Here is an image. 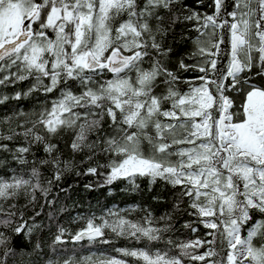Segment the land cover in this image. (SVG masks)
Listing matches in <instances>:
<instances>
[{"label": "snow or ice", "instance_id": "obj_1", "mask_svg": "<svg viewBox=\"0 0 264 264\" xmlns=\"http://www.w3.org/2000/svg\"><path fill=\"white\" fill-rule=\"evenodd\" d=\"M177 44L191 47L181 55ZM33 94L41 106L0 133V153L22 169L0 175V224L17 236L40 229L41 213L25 219L18 199L35 206L39 192L51 206L54 182L83 154L91 163L76 175L163 181L177 190L174 210L193 218L183 228L205 229L173 239L172 214L150 210L139 221L88 218L74 242L108 244L110 230L143 245L96 264H264V0H0V105ZM11 243L0 231L3 257Z\"/></svg>", "mask_w": 264, "mask_h": 264}, {"label": "trees", "instance_id": "obj_2", "mask_svg": "<svg viewBox=\"0 0 264 264\" xmlns=\"http://www.w3.org/2000/svg\"><path fill=\"white\" fill-rule=\"evenodd\" d=\"M188 3L194 6V0H188ZM180 30L181 28L178 26L177 32ZM169 42H172L171 37ZM190 47V44H177L176 50L183 55ZM178 59V56H173V64ZM28 86V82H23L15 88H8L4 91L8 95H12L15 91L27 90ZM43 100V96L38 97L37 94H33L19 101H10L0 105V133L7 135L10 128L16 127L17 121L27 120V116L17 114L20 112L31 113L37 110ZM9 117H11L9 122H3ZM17 130L19 131V129ZM68 140L69 138L65 137L64 140L59 141V147L66 159L72 157L71 150L66 146ZM20 142L22 140L18 138L15 143ZM5 143H9L12 147L15 146L12 142L5 141ZM36 154L44 155L42 151ZM82 158L83 154L77 155L75 157L76 167L71 171H66L60 181L54 182L49 195V198L54 200L51 206H48L43 195L37 192L35 206L29 205L25 208L24 205L28 204V199L23 193L21 194L17 203L23 211L25 219L40 212L41 215L36 217V223L40 224L41 228L34 231L30 237H26L23 234L17 236L12 231L15 225L7 227L0 224V231H4L12 241L10 245L12 251L7 257L2 256L3 249L0 248V258L4 259L6 264H50V262L51 264H64L65 261H70V264H84L85 260L89 264H96L100 259L108 256L131 260L130 257H122L116 249L143 247L142 244L115 236L110 230H106L107 238L110 241L108 244L87 240L74 242L71 238L72 234L84 226L86 219L93 217L97 223H101L105 219H115V215L112 214L139 221L144 216L145 210H150L156 218L166 213L172 214L171 223L174 224L175 231L168 235L173 239H195L205 231L202 225L199 226V232L195 234L183 228V224L193 218L186 214V209L183 206L180 211L174 210L177 190L170 185L159 180L150 184L147 178H138L139 188H134L124 180L106 185L103 184V176L76 175L77 172L83 173L91 163L81 164ZM0 159L7 161L6 164L0 165V175H8L13 170L22 171L21 166L12 159L9 153H0ZM51 176L50 169H43L45 180L50 179ZM89 184L91 187H86ZM41 205L44 206L41 207ZM29 223L31 224L32 221L29 220ZM61 226L67 229L63 237L64 243L53 244L58 227ZM37 243L40 244V248H36ZM156 247L163 248L165 245L157 244Z\"/></svg>", "mask_w": 264, "mask_h": 264}]
</instances>
